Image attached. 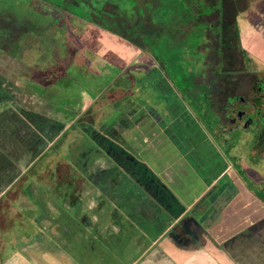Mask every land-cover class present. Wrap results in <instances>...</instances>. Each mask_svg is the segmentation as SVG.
Segmentation results:
<instances>
[{
	"label": "rangeland",
	"instance_id": "rangeland-1",
	"mask_svg": "<svg viewBox=\"0 0 264 264\" xmlns=\"http://www.w3.org/2000/svg\"><path fill=\"white\" fill-rule=\"evenodd\" d=\"M88 1V5L92 4L91 13L85 11L82 17L74 14L85 5L72 4L71 0L66 3L61 0H9L6 5H0V42L7 47H0V146L6 142V134L15 130L16 120L23 121L18 118L21 115L26 118L25 125L36 115L52 120L63 132V138L53 144L33 169L25 172L22 180L0 202V232L11 227L13 234L18 231L20 239L32 236L36 230L35 215L41 212L36 207L29 210V205L38 204L43 196L51 199L61 196L59 186L58 190L50 187L48 181L56 173L61 177L69 173L60 168L66 163L64 157L70 152L69 147L78 145L73 142L93 143L102 152L108 146L112 153L116 150L115 145L105 138L103 131L122 114L126 117L141 110L166 123L171 121L172 107L176 98L181 97V88L190 84L181 80L183 76L191 77L195 73L204 76L205 71L223 70L220 61L221 50H224L223 37H234L231 32L235 27L236 36L250 55L245 59L243 51L237 47L232 53L236 65L227 70L233 68L248 74L229 81L228 85L225 82L226 86L219 90L218 97L224 103H220L222 108L217 112L215 109V112L221 116V123L217 125L218 116L212 111H207L206 124L201 122L198 114L202 113L203 106H207L204 99L192 102L186 97L184 102L205 134L212 139L214 147L224 156L229 168L237 174L245 169L253 184L259 183L257 190L254 185L249 186L254 189L252 193H261L256 201L264 206V116L255 100L247 102V97H244L254 79L264 78V11L260 10L264 7V0H247L248 14L242 13L237 26L234 25L230 32L231 26L227 25V33L222 32L220 24L200 23L192 17L194 9L210 17L219 14L223 0H211L210 5L203 6L206 0H193L192 9L191 5H183L186 12L189 10L192 14L189 15L195 24L189 32L185 30L188 24L183 20L185 10L179 19L172 21L177 12H171V0H156L159 10L155 18L152 16L148 20L143 12L135 17V0H115L117 5L114 7L112 4L111 10L115 20L111 25L129 37L112 34L109 26L99 23L101 19L96 17L98 11L93 6L96 0ZM146 4L141 6L150 9ZM253 12L257 14L255 17L251 14ZM134 23H139V26ZM142 29L147 34H139L143 33ZM227 50L234 51L232 48ZM233 77L229 74L227 79ZM233 94L238 96L228 97ZM260 98L263 100L264 95ZM235 103L252 111L244 114V118L252 117V123L247 125L236 121L233 125L231 115L237 108L233 106L231 109V105ZM240 112L242 118L245 112ZM210 124L224 141L215 139L207 131ZM92 134H97L98 138H91ZM43 138L41 136V143L45 147L47 141ZM29 147H25L19 159L22 155L24 160L32 157L34 153H27ZM72 172L75 174L77 170ZM228 178L221 183L228 182ZM31 181H36L38 188L34 193L31 187L35 182ZM203 202L180 223V227L183 228L187 222H195L197 225L193 230L203 234V211L213 207L208 197ZM250 205H254V210L258 209L257 204L250 202ZM19 208L24 210L17 215ZM246 223L248 228L227 241L224 248L233 252L238 263L264 264V207L260 212L249 215ZM1 235L0 241L4 237L6 243L14 245L17 242L15 237L8 240L9 236ZM215 262L219 261L216 259Z\"/></svg>",
	"mask_w": 264,
	"mask_h": 264
},
{
	"label": "crops",
	"instance_id": "crops-1",
	"mask_svg": "<svg viewBox=\"0 0 264 264\" xmlns=\"http://www.w3.org/2000/svg\"><path fill=\"white\" fill-rule=\"evenodd\" d=\"M175 102L172 120L158 119L176 124L174 130L187 127L192 134L200 128L199 135L207 136L184 100L178 97ZM23 116L0 146V202L63 138L52 120L34 115L25 125ZM159 125L154 116L138 110L126 117L122 114L103 131L115 145L112 153L108 146L102 152L93 143L73 142L78 145L69 147L71 161L67 152L60 168L69 173L63 177L56 173L48 181L50 187L58 190L59 186L61 196H43L27 207L41 213L35 215L36 230L26 240L19 238L18 231L13 234L11 227L1 230L17 242L6 243L1 237L0 264H242L224 245L248 228L250 202H259L237 199L221 217L214 215L213 207L205 209L203 234L195 233V222L180 227L198 209L219 174L201 176L194 160L171 143ZM41 136L47 141L45 147ZM27 145V153L34 154L27 160L22 155L21 160L18 157ZM31 182H35L34 193L38 188L36 181Z\"/></svg>",
	"mask_w": 264,
	"mask_h": 264
},
{
	"label": "trees",
	"instance_id": "trees-1",
	"mask_svg": "<svg viewBox=\"0 0 264 264\" xmlns=\"http://www.w3.org/2000/svg\"><path fill=\"white\" fill-rule=\"evenodd\" d=\"M7 1H9V0H0V5H2V4H3V6L6 5ZM13 1L16 2V1H22V0H13ZM61 1L63 3H66L70 0H61ZM107 1L108 0H96L95 3L93 4V6H95V8H96V11H98L96 14V17H100V19H101V21L99 23L106 24L107 27L109 26L110 29L112 30V34L119 35V36L121 34L122 37H129L125 33H120V31H118L116 27L111 25V23H113V20H115V17L113 16V13L111 12L112 4L114 5V7L117 4L114 3L115 0H109L108 2ZM246 1L247 0H238V1H233L232 3H230L227 0H223V7H221V10H219L221 13L219 12V14H217V15L215 14L213 17H210V15H204L203 12H202L203 13L202 14L201 10H198V9H194L195 10L194 15H192L189 12V10L186 12L187 8H184L183 5H186V6L191 5V9H192L193 0H171V8H172L171 12L172 11L177 12V15H173L172 21H175L174 20L175 18L179 19V17L181 16V13L186 9L185 10L186 17H184L183 20H184V23L188 24V26L185 28V30H188V32L192 31V27L195 25V24H192L193 21L191 20L192 18L190 17V15H192V17H195L197 21H200V23L207 22L210 24H220V26L223 27L222 32L227 33L229 30V29H227V25L231 26V28L229 30V32H230L234 25L237 26L241 14L242 13H244L245 15L248 14L249 10H247ZM71 2H72V4H76V5H85L81 9H78L77 11H75V8H74L73 12L75 11V13H76V14H74V16L82 17L85 11H90L89 14L91 13L92 4L90 3L89 4L90 6H89L88 0H71ZM134 3L136 6L135 7V10H136L135 17L138 18L137 14H139L140 12H143L144 14L147 15V20L149 17H152V16H154V18L156 17L157 10H159V8H157V5L155 4V3H157L156 0H139L138 3H136V0H135ZM142 3L143 4L147 3L146 5L150 6L151 8L145 9V7L141 6ZM210 3H211V0H206V3H203L202 6L204 4L210 5ZM137 7H139V8L137 9ZM166 10L168 11L167 8H166ZM260 10L264 11V7H262V9H260ZM196 14H197V16H195ZM251 14L253 17H255L254 14L257 15L255 12H253ZM135 17H133V18H135ZM202 17H205V18L202 19ZM249 17H250V15H249ZM0 19H1V17H0ZM253 19H255V18H253ZM170 23L174 24L175 22H170ZM135 25L139 26V23H136ZM235 29H236V27L231 32V35L234 37H223V45L224 46L222 47V49L224 48V50L223 51L221 50L222 56H220L221 57L220 61L223 65L222 66L223 70L215 69V70H211L209 72L205 71V73L203 75L205 76L206 74H208L207 75L208 77L206 76V79H204V76H202L201 74L199 75L197 73H195L196 74L195 76H191V77L184 75L183 78L181 79L183 82H190V84H188L187 87L181 88L180 91H182V93H180V95H181L180 98L183 100L186 99V97L189 99L191 98L192 102L197 101V100L202 98V100L204 99L203 101H205L204 103L207 105L204 108V106H203L204 103H202L203 104V105H201V106H203V108L201 109L202 113L200 112L201 114H198L199 119L201 120V122L203 124H206V122H204V119H205V116L207 115V111L208 112L212 111L213 113H215L214 115H216L217 109L222 108V105H220V103H224V100L222 101L221 99H219L218 92L221 88H224L226 86L225 82L228 85V84H230L231 81L235 80L236 78H241V77H244L248 74V73L244 74L243 70H233V68L230 70L229 69L227 70V68H231L232 66L236 65V61L233 60V54L232 53L236 52L237 47H239L243 51L245 59H247L246 55L247 56L250 55L248 52V49L247 48L245 49L242 47L241 42L239 40V37L236 36V35H238V32H236ZM142 32L143 33H139V34L142 35V34L146 33L145 31H143V29H142ZM148 35H150V34L148 33ZM0 37H2V36H0ZM0 47L7 49L4 42H0ZM228 48H232L234 51H231V50L228 51L227 50ZM231 54H232V56H231ZM229 57L231 59L230 60L231 63L229 62ZM229 74H232L235 77H233V79L228 80L227 76ZM254 81L255 80H253V82ZM5 101H7V100H5ZM5 101H2V102H5ZM215 109H216V112H215ZM216 116H218V119L216 122H217V125H219L221 123L220 122L221 116L219 114H217ZM208 127H206L207 131H209L215 139L224 141V139L221 138L222 135L215 133L214 128L211 124ZM243 171L244 170H242L241 172H243Z\"/></svg>",
	"mask_w": 264,
	"mask_h": 264
},
{
	"label": "flooded vegetation",
	"instance_id": "flooded-vegetation-1",
	"mask_svg": "<svg viewBox=\"0 0 264 264\" xmlns=\"http://www.w3.org/2000/svg\"><path fill=\"white\" fill-rule=\"evenodd\" d=\"M254 80L255 81L252 83L250 91L247 90L244 97L245 96L247 97L245 98L247 102L249 100H255L258 107L260 108L261 115L264 116V98L263 100H261L260 98L261 96L264 95V78H259V79L257 78ZM248 91L250 94H248ZM236 96H238V94H233L228 97L234 98ZM245 100L243 101L245 102ZM233 106H236L238 110L237 113H236L237 110L235 111L233 110L234 113L233 115H231L232 116L231 118L234 120V124H233L234 126L236 125L237 122H240L242 124H244L245 122L247 123V125L249 123H252L253 121L252 117L244 118L245 117L244 114H249V112L252 113L250 109L247 110V108L240 106L238 103L237 104L235 103V105H231L232 107L231 109H233ZM241 110L245 112L243 113L242 118L240 116ZM154 120L156 121V123H158V125L161 123L164 126L163 133L168 137L170 142L173 144H177L182 150V152L186 151V155H189L190 158L194 160L195 166L198 169L199 174L201 176H205V175L210 176V174L211 176H213L214 174H219V176L217 177V183H215V185H212V188L206 194V197L214 201L213 210H212L214 215L217 214L221 217L223 210L225 211L229 207L233 206L232 205L233 202H235L237 199L250 198V199L256 200V198L258 199L260 198L261 193L260 195L256 193H252L254 189L259 188L258 187L259 183L253 184V181L250 180L251 178L247 175V172L245 171V169H243L244 170L243 172H238L239 174L231 170L224 156L221 154L219 150H217L214 147L212 139H210L209 136L199 135L200 128L199 130H197L198 132L196 134L195 133L192 134L189 132L187 127L186 128L178 127L176 130H174L173 128L175 127L176 124L168 123L166 125L162 123V121H160L155 116H154ZM247 120H250V121H247ZM196 125L197 124H195V126ZM198 127H200V125ZM94 137H97V134L95 135L92 134L91 138H94ZM201 137L203 138L200 139ZM68 154H69L68 157L70 160L71 154L70 152H68ZM72 162H73V159H72ZM225 178H228L229 180L228 182L226 181L227 183L225 182L224 184H222L221 182ZM202 179L204 182L208 180L207 177L206 178L204 177ZM249 184L254 185L255 186L254 189L250 188ZM259 192L260 191H258L257 193ZM250 207L251 209H249V213H250V216H252L255 214V212H260L264 206L259 203L257 205V208H258L257 210L252 209L253 206L251 205Z\"/></svg>",
	"mask_w": 264,
	"mask_h": 264
}]
</instances>
